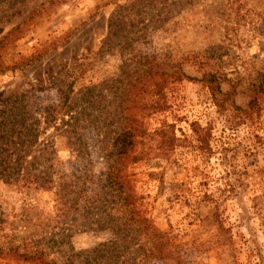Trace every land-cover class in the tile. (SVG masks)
<instances>
[{"label": "rangeland", "instance_id": "374dc122", "mask_svg": "<svg viewBox=\"0 0 264 264\" xmlns=\"http://www.w3.org/2000/svg\"><path fill=\"white\" fill-rule=\"evenodd\" d=\"M4 5L0 38L18 26L1 43L9 68L0 74V109L21 98L38 140L54 146L44 157L83 191L66 210L54 189L26 193L0 181L2 233L15 242L46 240L68 228L75 252L112 238L88 227L105 215L86 212L83 198L107 191L101 146L130 141L122 173L138 210L168 238L172 257L264 264V0H0ZM149 70L159 75L149 79ZM215 71L224 75L223 110L200 80ZM126 82L132 100L125 114L136 119L130 138L118 117L100 116L121 111L115 97ZM152 99L160 100V111L148 106ZM61 111L76 121L61 122ZM195 123L208 129L203 149ZM56 128L71 133L54 136ZM166 137L175 146L164 152L159 144ZM117 236L141 238L132 230ZM174 262L167 257L163 264ZM0 264L27 263L0 258Z\"/></svg>", "mask_w": 264, "mask_h": 264}, {"label": "trees", "instance_id": "16d2710c", "mask_svg": "<svg viewBox=\"0 0 264 264\" xmlns=\"http://www.w3.org/2000/svg\"><path fill=\"white\" fill-rule=\"evenodd\" d=\"M5 4L8 6L9 2ZM6 5L0 7V21L5 10L9 9ZM33 11L35 8L31 12ZM17 26L11 27L4 36H1L0 48L5 36L16 30ZM4 64L5 62L0 56V74L9 68ZM145 75H148L150 79L153 75L158 76L159 74L149 70ZM222 78L224 79V75L215 71L202 72L200 79L208 89L214 106L220 110L224 108V100L227 95L221 92ZM93 89V87L84 89L90 100L92 97L89 93ZM153 89H155L153 94L158 95L160 92L158 83H154ZM252 89L253 92L259 91L254 86ZM130 90L131 83L127 84L126 82L119 99L115 97L121 111L117 114L112 112L100 114V116L103 115V120L108 119V121L114 115L118 117V122L122 127L121 134L126 138H130L131 132L136 130V119L129 112L125 114L128 103L132 100V96L129 98ZM15 100H18V103ZM21 105V98H14L0 109V181L4 184L16 185L18 191L26 193H41L54 189L55 200L59 207L67 210V205L69 207L77 206L83 190L77 188L70 180H65V176L54 169L53 157H44L46 154V156H50L54 153V146L52 142L46 145L43 140H38L39 131L36 129L35 123L24 115ZM230 105H233L232 102ZM253 105H257V101ZM148 106L154 111H160L162 108L159 99L150 100ZM245 112L244 114H246ZM57 113H60L61 122H63V116L68 117L69 122L76 121V117L71 112ZM56 116L55 114L53 118ZM56 129L60 132H56L54 136L63 137L71 133ZM191 130L199 145L198 148H205L208 143V129L200 128L195 123L191 124ZM110 132L115 134L114 131L108 130V133ZM158 133L162 137L165 134ZM174 141V137H166V140L160 141L159 149L164 152L169 151L175 146ZM129 144L130 141H124L121 144L109 143L101 146L100 157L105 160L107 166L104 178L107 191L97 193L87 200L83 198L86 212L99 217L105 215V217H101V220L94 216L96 218H92L91 222H88V227L94 224L96 228L98 227L97 229L107 230L112 238L79 252L73 250L70 242L72 232L68 228H59L46 240L43 238L33 240L24 237L15 242L11 239L14 238L12 235L2 233L3 220L0 218V258L13 259L27 264H150L152 261L163 264L168 257L175 261L174 264H185L180 259L171 256L173 253L168 250V238L156 230L150 220L143 216L136 206L137 197L130 189L127 176L122 173L124 160L129 153L127 150ZM70 146L76 153L82 154V151H86L84 146ZM34 153L35 156H33ZM129 230L136 232L137 235L141 234V238H119L117 236L128 233Z\"/></svg>", "mask_w": 264, "mask_h": 264}]
</instances>
